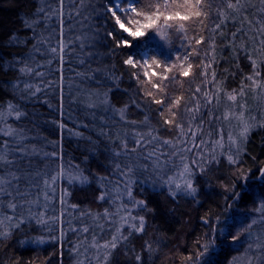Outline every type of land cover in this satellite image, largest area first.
I'll return each instance as SVG.
<instances>
[{
  "label": "trees",
  "instance_id": "trees-1",
  "mask_svg": "<svg viewBox=\"0 0 264 264\" xmlns=\"http://www.w3.org/2000/svg\"><path fill=\"white\" fill-rule=\"evenodd\" d=\"M250 2L252 6L244 13L222 26L223 35L212 31L214 24L219 23L215 10L203 25L186 22L187 35L204 36V42L195 45L193 41L192 46L198 54L190 57L193 69L189 76L177 74L175 80L164 81L169 99L183 96V114L185 104H195L191 97L197 85L216 93L212 83V73H215V80L221 85V91L216 93L218 102L214 100L204 108L196 121H204L203 133L197 140H208L210 143L205 149L209 152L215 135H223L225 140L230 133L236 135L239 131L236 119H223L225 112L239 113V105H246L245 118L252 127L246 139L239 140L238 164H229L222 150L217 149L220 157L209 163L204 172L195 174L197 192L194 196L179 193L170 197L166 191L155 189L158 182L154 175L135 171L131 179L133 184L142 186L140 197L145 204L141 211L133 214L144 217V230L131 232L126 240L118 242L104 264H184V257L197 250V241L203 243L205 234L208 239H215L212 264H233L250 241L264 236V211L259 210L264 207V179L259 172L264 168V94L247 87L235 104L225 95L233 90L239 92L242 81L246 85L251 83L245 78L252 73V65L239 45L244 43L249 50L254 47L249 37L257 35L253 28L264 25V13L259 11L260 0ZM107 6V0H63V3L61 0H0V151L6 147L9 159L14 161L11 169L7 165L0 167V175L14 171L19 179L13 181L14 187L10 190L18 187L35 201V182L45 173L28 155L29 148L38 149L45 156L56 153L58 162L87 177L84 182L71 183L67 191L70 204L77 209L85 208L88 214L98 207L103 181L117 178L115 164L129 163L125 156L116 158L113 153L120 149L119 140L115 138L117 134L130 133L133 125L125 124L115 110L127 105L128 121L139 122L148 116L149 125L158 128L162 138L176 136L175 128L169 130V126L163 125L160 106L143 96V89L132 75L138 70L123 63L129 49L117 47L122 30L106 12ZM244 16L251 21V26ZM109 32L113 36H108ZM234 32H237L235 48ZM213 37L214 50L210 43ZM139 41L144 43L132 50L137 56L155 54L161 59L171 57L174 60L176 54L184 55L192 50L177 33L172 34L168 45L155 34L140 37ZM202 60L212 62V67L207 69L209 83L206 86L202 84L205 79L201 75L204 71ZM22 68L26 71L22 72ZM261 73L264 80V68ZM209 110L221 119L207 118ZM17 112L21 113L19 117ZM206 118L211 122L208 126ZM3 124L17 131L14 136L21 135L23 146L4 135ZM138 130L146 131L147 128L140 126ZM131 144L130 140L129 146ZM38 185L41 184L38 182ZM113 188L114 185L106 186L108 191ZM0 199L5 201L2 212L13 215L6 207L10 198ZM38 201L31 208L39 210L40 199ZM28 208L29 205H24L16 210L15 215L22 217L24 222L12 228L8 237L0 238V264H75V252L65 243L60 247L48 242L50 232L44 236L40 223L29 215ZM202 217L209 218L212 224H217L219 218L214 237ZM253 221L256 223L252 228L243 231ZM225 225L231 235L240 234L238 241L233 242L230 235L219 231ZM43 237H48V241ZM260 253L261 264H264V252ZM136 256H140L139 261Z\"/></svg>",
  "mask_w": 264,
  "mask_h": 264
},
{
  "label": "snow or ice",
  "instance_id": "snow-or-ice-1",
  "mask_svg": "<svg viewBox=\"0 0 264 264\" xmlns=\"http://www.w3.org/2000/svg\"><path fill=\"white\" fill-rule=\"evenodd\" d=\"M63 3V0H61ZM108 6L106 12L111 14V18L114 20L115 25L121 29V38L117 40V47H126L129 49V54L123 63L130 68L137 69V72H133L132 75L136 78L137 83L143 89V96L148 98L150 103L160 106L159 112L163 125L169 126V130L175 128L176 136L168 139L162 138L159 135V129L153 128L149 125V118L145 116L143 121H128L125 116L127 105L124 108L115 110L118 112L120 119L125 124L133 125L131 132H125L123 135L117 134L115 137L119 140L120 149L113 153L116 158L125 156L128 158L129 163L122 165L120 162L115 164L114 172H118L122 178H126L123 191L127 194L130 203L122 204L117 209V215L123 211L125 214L120 216V220L123 224H128L132 231L137 233L144 230V217L132 215V209L136 207H143L145 202L143 200H135L132 196V175L135 171L141 168L148 172L150 175L156 177L155 182L162 183L169 187L170 195L175 197L179 193L187 195H195L197 188L194 186V177L197 171L204 172L206 166L217 160V149H224L225 143L223 135H220L215 141H211V151H206L205 146L210 142L208 140L200 139L197 143V137L203 133V123L201 119L199 123H196L197 116L204 108L212 105L214 100L218 102L216 93L221 91V85L215 80V73H212V83L215 85L216 93L209 92L197 85L191 100L195 101V104L188 106L185 104L183 107V114H181V104L184 101L183 96H176L169 99L165 93L167 85L164 84L166 80H175L177 74L180 77H187L191 74L193 64L190 62V57L197 55L196 49L192 46L193 41L195 45H200L204 42V36L196 38L195 36L189 37L187 35L188 26L186 22L192 21L194 23L204 24V21L209 18L210 14L215 10L216 19L219 23H215L212 27V31L219 32L222 26L229 20H234L242 13H244L249 7H251L250 0H107ZM261 8L259 11L264 13V0H260ZM118 13L120 15H118ZM245 21L251 26V21L247 16L243 17ZM257 35L249 37L254 42V47L249 50L246 44L242 43L239 48L245 52L248 60L252 65V73L245 79L250 81V85H246L241 82V88L239 92L233 90L231 93H225L227 100L235 102L238 96L245 94V88L250 87L254 92L259 90L264 94V80L261 79V69L264 68V25L259 28H253ZM241 29H237L240 32ZM237 32L232 33L233 46L236 47L234 41L237 36ZM127 34L126 36L124 34ZM173 33L180 34V38L187 41V46L192 50L184 55L176 54L175 59L171 57L168 60L161 59L155 54L137 56L133 54V49L142 45L144 41H139L138 38H148L152 34L158 36L160 40L168 45L171 41ZM113 36L112 32L107 34ZM247 35V33H245ZM128 37L132 39L129 40ZM211 46L214 50V37L211 39ZM63 45H61V48ZM56 52V49H52ZM210 53H205L209 55ZM171 61V62H169ZM204 71L201 75L205 77L202 81L203 85H207L209 80L207 78V69L212 67V62L205 63L201 61ZM30 70V69H29ZM26 71V69H21ZM199 94V95H198ZM107 101L105 100V103ZM135 103V101H134ZM91 106V105H90ZM137 107H140L138 104ZM11 108V106H10ZM239 113L229 110L225 112L223 119H236L239 122V131L234 136L231 133L228 135V150L226 153L229 164H238L239 157V140L246 139L252 124L245 118V104L239 105ZM11 112H9V115ZM17 117L21 113H16ZM209 119H221L212 115V111L208 112ZM2 116V114H0ZM140 126L147 128L146 131L138 130ZM13 130L8 129L4 135H13ZM211 135V133L209 134ZM132 142L133 146L129 147V142ZM235 149V151H233ZM23 151V149H17ZM195 152V157L191 158L190 153ZM225 154V153H221ZM53 156L56 153H52ZM10 152L5 147L3 151H0V167L5 165H13L14 161L9 159ZM261 178L264 179V168L259 169ZM69 179V182L79 181L84 182L87 177L82 174H68L65 172L63 166L56 174L50 176V179H44V200L47 202L50 200L48 190L54 192V185L58 178L65 177ZM17 177L14 171L9 170L6 175H0V197L10 198L7 200L6 207L13 215H7L2 212L5 206L4 199H0V238H6L10 235L12 228H17L24 222L23 218L16 216V210L23 208L24 205H29L28 212L32 218L37 220V223L45 224L47 221L44 219L45 213L43 211L39 213H33L31 211V205L38 203V199L30 200L29 193L21 192L18 187L13 190V181H17ZM102 180L106 178H101ZM119 190V189H118ZM65 197L67 193L63 194ZM105 194H101L100 199H104ZM21 201L18 203L17 201ZM62 202H64L62 197ZM47 206V204H45ZM73 207H75L73 205ZM231 207V204L228 205ZM264 211V207L259 209ZM111 215L108 209H105L103 219L109 218ZM96 219L97 217H93ZM49 219L55 221L56 217H50ZM203 223L209 225L211 235L214 237L218 232L219 218H217V224H212L210 219L202 217ZM139 221V226L129 221ZM248 225L247 229L243 231H249L253 224ZM84 232H88L87 227L82 229ZM75 231V229H73ZM219 231L225 235H230L233 242L239 240V235H231L228 231L227 225ZM55 239V237H53ZM127 237L123 236L119 228H116L111 240L105 241L103 244L96 242L95 236H93V243L91 247L97 250L99 253L104 251V260L107 261L109 251L117 247L118 242L126 240ZM151 250V245H148ZM216 244L215 239H208V234H205V242L197 241V250L184 257V264H212V255L215 253ZM249 249H253V245H249ZM255 250L258 252H264V236H257L255 238ZM207 257V260L205 258ZM99 257L97 256V259ZM252 257H248V264H252ZM136 260H140V256H136Z\"/></svg>",
  "mask_w": 264,
  "mask_h": 264
},
{
  "label": "rangeland",
  "instance_id": "rangeland-1",
  "mask_svg": "<svg viewBox=\"0 0 264 264\" xmlns=\"http://www.w3.org/2000/svg\"><path fill=\"white\" fill-rule=\"evenodd\" d=\"M210 123L211 122L208 120L206 121L205 124L208 126ZM9 128L13 130L14 134H16L15 132L17 131H15V129L10 127L9 125L6 126V124L2 125V129H3L2 132L5 133L6 131H8ZM14 134L5 135V136L9 137L10 140L11 141L13 140L16 144L23 146L21 143L22 139L20 138L21 135L14 136ZM219 136H220L219 134L215 135L216 139H218ZM224 141H225L224 142L225 147L224 149L221 150L223 153H225L222 155L227 157L226 153L228 150V136L225 138ZM131 146H133V144H131L129 147ZM206 147L207 146H205V148ZM29 150L30 153H28V155L33 158L32 160L36 161L41 167L44 168L43 173H45L43 174L42 177H39L35 182V184H37L35 196H37L36 197L37 199H40L41 207L39 210H36L34 207L31 208L33 212L36 211L34 213H39L43 211L45 213L44 219L50 222L49 225L48 223L40 224L42 233L45 234L44 236H46V234H49L48 232H50V235L52 237V238L50 237L51 240L49 241L46 240L48 239V237L47 238L43 237L44 240L48 242L51 241L55 242L60 247L65 243L67 248H71V252H75L74 257L76 258L74 259H77V261L74 262L75 264H104L106 262L104 260L105 250H101L99 253H97V250L91 247V244L93 243L92 240L93 236H95L96 242L103 244L105 241L111 240L113 234L115 233L116 228H119L123 236L126 237L131 232H135L129 228L128 224H123L122 221L120 220V216L125 214L123 211H121L118 215L116 214L117 209L122 204L130 203L127 194L123 191V185L126 178H122L118 174L116 179L111 180L112 182L103 181L100 191L101 193L105 192L106 196L104 199H100V197L98 198V202H97L98 207L96 210H94L92 214H88V211L85 208L77 209L76 206L73 207L70 204L68 200L69 193L67 191V187L71 183L77 184L79 181H73L70 183L67 176L58 178L56 184L54 185L55 188L54 192L48 190V195L50 196V200L46 202L44 200V192L46 191L44 187V179H50L51 175L56 174L57 172L60 171L61 166H63L65 172L68 174L75 175L77 173L76 170H71L69 166L63 164L62 162L60 163V161L58 162L56 155L53 156L51 154L52 156H45V155H41V151H39L38 149L36 150L29 148ZM218 150L216 151V153H218L217 157H220ZM189 156L191 158H194L195 152L190 153ZM54 161H57L56 164L54 163ZM140 170L144 171L142 168ZM150 171L151 170H149L148 172L150 173ZM38 182L41 185H38ZM111 184L114 185L115 188H113V190L111 191L110 190L108 191V189H106V186L107 188H111L112 186ZM141 187H142L141 185L132 183V196L134 197L135 200H141L140 197V194L142 193V190H140ZM154 187H156L155 189L157 190H164L166 191L167 195H169L170 197L172 196L170 195L169 187L167 185H164L162 183H157V185L155 184ZM65 192L67 193L66 197L63 195ZM116 192L117 194L119 193V195H116L115 194ZM62 197L64 202H62ZM45 204H47V206H45ZM143 207L138 206L132 209V215H134L133 212L141 211ZM105 209H108L109 213L113 215H111L107 219L100 218L103 217ZM53 216L56 217L55 221L49 219L50 217ZM93 217H97V218L94 219ZM132 223L139 226L138 220L136 221L130 220L129 224ZM85 227L89 229L88 232H84L82 230ZM73 229H75V231H73ZM53 237H55V239H53ZM250 244L253 245V249L250 250L248 246L246 250L243 252V254L236 261H234L233 264H248L249 256L253 258L252 264H261L262 261L261 253L255 250V242L250 241ZM97 256L99 257L98 259Z\"/></svg>",
  "mask_w": 264,
  "mask_h": 264
}]
</instances>
